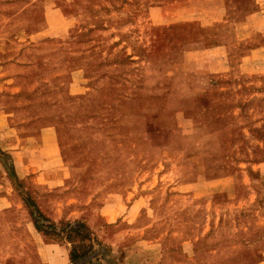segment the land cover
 Listing matches in <instances>:
<instances>
[{
    "label": "rangeland",
    "instance_id": "obj_1",
    "mask_svg": "<svg viewBox=\"0 0 264 264\" xmlns=\"http://www.w3.org/2000/svg\"><path fill=\"white\" fill-rule=\"evenodd\" d=\"M0 264H264V0H0Z\"/></svg>",
    "mask_w": 264,
    "mask_h": 264
},
{
    "label": "trees",
    "instance_id": "obj_2",
    "mask_svg": "<svg viewBox=\"0 0 264 264\" xmlns=\"http://www.w3.org/2000/svg\"><path fill=\"white\" fill-rule=\"evenodd\" d=\"M76 257V255L74 256V258Z\"/></svg>",
    "mask_w": 264,
    "mask_h": 264
}]
</instances>
